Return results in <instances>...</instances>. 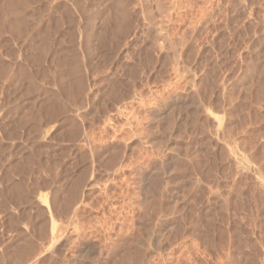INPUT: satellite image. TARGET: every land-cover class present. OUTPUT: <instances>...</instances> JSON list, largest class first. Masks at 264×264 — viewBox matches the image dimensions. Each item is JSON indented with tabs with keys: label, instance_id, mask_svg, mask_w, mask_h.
<instances>
[{
	"label": "rangeland",
	"instance_id": "374dc122",
	"mask_svg": "<svg viewBox=\"0 0 264 264\" xmlns=\"http://www.w3.org/2000/svg\"><path fill=\"white\" fill-rule=\"evenodd\" d=\"M28 8L0 25V264H264V0Z\"/></svg>",
	"mask_w": 264,
	"mask_h": 264
},
{
	"label": "bare ground",
	"instance_id": "6f19581e",
	"mask_svg": "<svg viewBox=\"0 0 264 264\" xmlns=\"http://www.w3.org/2000/svg\"><path fill=\"white\" fill-rule=\"evenodd\" d=\"M2 1V0H1ZM1 1H0V6L1 7H3L4 9H6L7 11H2V12H4V13H7L8 15H6V14H4V13H2L1 12V14H2V16H0V18H2V19H0V25H1V27L2 26H4V24L6 25L5 27H6V29L8 28L9 30L8 31H10V33L11 34H13V35H16L17 33H18V30L21 28V29H23L26 25H27V23H28V21H27V19H26V16H27V13H28V10H29V8H28V6H29V3L32 1V0H4L3 1V3H1ZM3 5V6H2ZM67 5V4H66ZM65 5V3H64V6H62L61 8L62 9H64L66 12L68 11V8L69 7H67ZM4 9H2V10H4ZM1 10V9H0ZM63 10V11H64ZM55 11V10H54ZM71 11V10H70ZM33 12V11H32ZM72 12V11H71ZM68 13V12H67ZM70 13V12H69ZM68 15V14H67ZM3 16H10V17H12L11 18V20L10 19H6V18H4ZM60 16V15H59ZM7 17V18H8ZM28 17V16H27ZM14 18V19H13ZM13 20H15L14 22H12ZM60 21V20H59ZM69 21H71L70 19H69ZM58 22V21H57ZM57 22H55V24L57 23ZM156 22V21H155ZM160 22H162V21H160ZM57 24H59V22L57 23ZM158 24H160V23H158ZM158 24L156 25V26H158ZM25 25V26H24ZM18 26H20L19 28H18ZM161 26H162V24H161ZM160 26V27H161ZM0 27V28H1ZM23 27V28H22ZM31 27H33V26H31ZM72 27V26H71ZM159 27V26H158ZM3 29H4V27H2ZM27 28V27H26ZM26 28H24V29H26ZM37 28V27H36ZM58 28V27H57ZM21 29L19 30L20 32H21ZM33 29H35L34 27H33ZM45 29V28H44ZM59 29V28H58ZM38 30V29H37ZM34 31L33 30V35H34V41L33 42H35V43H33V44H35L36 45V43L38 42L39 43V45H36L35 46V49L36 50H38V55H36V56H34V59H35V57H37L36 59L38 60L37 62H41V60L43 61V59H44V57H47V55L45 56V54H47L48 52H46L48 49H50V48H48V46H47V48L45 47L46 46V43L45 42H48L47 41V39L45 38V36H46V34H43L44 33V31H43V33H41L42 31ZM19 32V33H20ZM65 32V31H64ZM18 33V35L20 36V34ZM17 35V36H18ZM28 35V34H27ZM21 36H22V34H21ZM72 36V35H71ZM69 37V36H68ZM30 39V38H29ZM73 39V38H72ZM21 40V39H20ZM161 40V39H160ZM73 41V40H72ZM162 41H163V39H162ZM32 44V43H31ZM48 44V43H47ZM165 44V43H164ZM32 47V46H31ZM46 50V51H45ZM58 51V50H57ZM46 52V53H45ZM58 53V52H57ZM36 54H37V52H36ZM59 54H61L60 52H59ZM17 56V55H16ZM59 56V55H58ZM60 57V56H59ZM3 58V57H2ZM58 58V57H57ZM56 58V59H57ZM66 57H64L63 59H65ZM73 59V58H72ZM71 59V60H72ZM3 60V59H2ZM1 60V58H0V77H2V75H3V73H7L8 72V68H6V66L4 65L5 63H3V61ZM52 60H54V59H52ZM176 60V59H175ZM30 61V60H29ZM36 61V60H35ZM44 61H45V59H44ZM57 61V60H56ZM59 62H61L60 60H58ZM77 60H74V63L76 62ZM65 62V61H64ZM63 62V63H64ZM44 63V62H43ZM78 63V62H77ZM175 63V62H174ZM9 64V63H8ZM65 64V63H64ZM63 64V65H64ZM59 65V64H58ZM60 65H62V64H60ZM73 67L72 68H74L75 70H76V68L75 67H77V66H74V65H76V63L73 65V64H71ZM176 65V64H175ZM43 66H44V64H43ZM57 66V65H56ZM65 66V65H64ZM64 66H62V67H64ZM79 66V65H78ZM42 67V66H41ZM40 67V68H41ZM58 68V67H57ZM71 68V67H70ZM43 69V68H42ZM42 69L40 70V72H44V71H42ZM59 69H60V67H59ZM65 69V68H64ZM68 69V68H67ZM74 69H71L72 71H70L71 73L74 71ZM81 69V68H80ZM80 69H79V71H80ZM67 71V70H66ZM77 71V70H76ZM24 72V71H23ZM57 72H59V71H57ZM74 73V72H73ZM79 73V72H78ZM26 74H28V73H26ZM42 74V73H41ZM46 74V73H45ZM59 74V73H58ZM76 74V73H75ZM6 75V74H5ZM19 75H20V73H19ZM56 75V74H55ZM7 76H8V73H7ZM6 76V77H7ZM24 77L23 78H25V79H28V83L29 84H32V79H30V76H26V75H23ZM75 76V78L76 79H78L76 76H78V74L77 75H74ZM73 76V77H74ZM80 76H81V78H79L78 80H76L75 79V81H77L75 84H77V85H75V87L77 86L78 88H79V90H78V88H76L78 91H82L81 90V87H82V89H83V80H82V78H83V76L81 75V73H80ZM80 76H78V77H80ZM39 77H41V76H39ZM44 76H43V74H42V77L41 78H43ZM58 77V76H57ZM8 78V77H7ZM67 79H70V77L69 78H67ZM42 80H44V78L42 79ZM101 80V79H100ZM74 80H73V82H75ZM71 82V81H70ZM62 87V86H61ZM69 87H71V86H69ZM36 88V87H35ZM67 88V87H66ZM73 88V87H72ZM62 89H63V87H62ZM69 89V88H68ZM40 90V89H39ZM75 90V89H74ZM49 91V90H48ZM66 91V90H65ZM76 91V90H75ZM78 91H76V93L75 94H77V92ZM42 92V91H41ZM51 92V91H50ZM45 93V92H44ZM68 93H70L69 91H68ZM47 94V93H46ZM70 95V94H69ZM72 95V94H71ZM78 95H80V94H78ZM54 96V95H53ZM52 96V97H53ZM51 97V98H52ZM77 97V96H76ZM55 98H56V96H55ZM53 99H51V101H52ZM50 101V102H51ZM53 101H57L56 99H54ZM52 103V102H51ZM57 104V103H56ZM116 104V103H115ZM53 105V104H52ZM48 107V106H47ZM54 107V106H53ZM57 107V106H56ZM65 107V106H64ZM51 108H52V106H51ZM62 108V107H61ZM49 109H50V104H49ZM48 109V110H49ZM46 110V109H45ZM51 110V109H50ZM47 111V110H46ZM53 111V110H52ZM59 111V110H58ZM60 112V111H59ZM47 113V112H46ZM48 113H49V111H48ZM57 114H58V112H56ZM53 115H54V112L52 113ZM51 115V113L49 114V116ZM53 115H51L50 117L51 118H53L54 116ZM57 116V115H56ZM59 116V115H58ZM26 118V117H25ZM31 119V118H30ZM49 119V118H48ZM52 120V119H51ZM23 121H26V120H23ZM26 122H28V121H26ZM21 123H23L22 121L20 122V125H22ZM23 124H26V123H23ZM34 124V123H33ZM32 126V125H31ZM76 126V125H75ZM35 128V127H34ZM76 128V127H75ZM72 130H73V128H72ZM76 131H77V128H76ZM75 132V131H74ZM72 133H73V131H72ZM78 133V132H77ZM74 135H75V133H74ZM80 139V138H79ZM95 143V142H94ZM98 145V144H97ZM84 147H85V145H84ZM230 148H232V145H231V147ZM233 149V148H232ZM234 150V149H233ZM92 151V150H91ZM101 151V150H100ZM229 154H231V153H229ZM233 160H235V162L236 163H238V164H241V165H243V167L245 166V163L244 162H246V161H242V158H239V157H237L236 156V154L233 152ZM244 159V158H243ZM120 160V159H119ZM232 160V159H231ZM232 160V162H234ZM235 164V163H234ZM238 164H235V166L236 165H238ZM47 166V165H46ZM247 166V165H246ZM245 166V167H246ZM238 168H240L241 169V167H239V165L237 166ZM121 169V168H120ZM239 169V170H240ZM236 170H237V168H236ZM236 170H235V172H236ZM245 170H247L248 171V168L246 167V169ZM252 171V170H251ZM254 171V170H253ZM239 174V173H238ZM250 174V173H249ZM253 176V175H252ZM260 184H261V182H260ZM263 185V184H262ZM18 187V186H17ZM87 187V186H86ZM131 194V193H130ZM73 200V199H72ZM75 202V201H74ZM73 203V202H72ZM76 205V204H75ZM68 206V205H67ZM123 211V210H122ZM125 213V212H124ZM117 219V218H116ZM119 228V227H118ZM119 231V230H118ZM116 232V231H115ZM152 232V231H151ZM141 236V235H140ZM139 242V241H138ZM152 246V245H151ZM130 260V259H129ZM129 262V261H128ZM127 262V263H128ZM130 263H132V262H130Z\"/></svg>",
	"mask_w": 264,
	"mask_h": 264
}]
</instances>
